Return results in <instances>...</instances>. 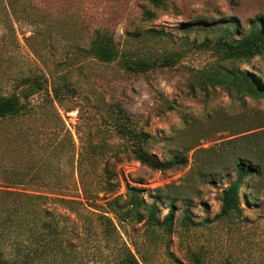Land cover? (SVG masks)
Listing matches in <instances>:
<instances>
[{"label": "rangeland", "instance_id": "rangeland-1", "mask_svg": "<svg viewBox=\"0 0 264 264\" xmlns=\"http://www.w3.org/2000/svg\"><path fill=\"white\" fill-rule=\"evenodd\" d=\"M164 1L165 7L143 0H0V93H18L22 77L48 80V90L31 99L33 114L0 122V209L41 211L17 224L23 230L0 236L6 257L15 239L21 253L56 244L37 264H118L124 246L141 264H264V98L245 82L264 85V49L244 45L254 19L264 18V0ZM98 33L113 40L117 61L93 57ZM133 59L154 69L130 73L124 65ZM109 105L150 135L146 150L185 164L167 171L142 165L107 124ZM87 140L109 146L79 170ZM237 157L257 172L239 190L241 211L220 217ZM106 160L119 176L114 194L98 184ZM129 187L155 206L153 228L119 223L111 213L107 202L119 195L123 205ZM45 218L60 242L42 238Z\"/></svg>", "mask_w": 264, "mask_h": 264}, {"label": "trees", "instance_id": "trees-1", "mask_svg": "<svg viewBox=\"0 0 264 264\" xmlns=\"http://www.w3.org/2000/svg\"><path fill=\"white\" fill-rule=\"evenodd\" d=\"M143 1L149 2L156 7L166 6V2L164 0ZM146 14H149V17L152 16L151 13ZM263 22L264 18L256 17L254 19L250 36L248 38L249 41L247 39L244 40V45L247 46L249 50L255 46L257 48L264 49ZM152 32L154 33V31H151V33ZM97 35L98 36L96 37V40L90 50L93 57L105 64H110L117 61L119 57L118 52L113 45V40L108 37H103L100 33ZM258 41H261L263 44H259ZM224 45H227L232 51L237 50L234 45L228 43L227 41L224 42ZM256 47L253 49H256ZM170 60L171 59L168 58L165 59V64H169ZM124 66L130 73H147L154 69L155 63H152L148 60L133 59L126 60ZM19 80L20 81H18V85L15 87L16 89H19L18 93L14 92L9 95L0 93V122L8 120L15 121L30 116L35 110V107L31 103L33 96L48 90V80L43 75L26 76L20 78ZM245 82L251 94L256 97L264 98L263 84L256 80H252L251 78L245 79ZM57 89L60 90V87ZM57 89L54 90L56 97L59 96ZM50 101L53 103V99ZM109 109L110 114L108 115L109 118H107V124L115 129L118 135L127 139V142L130 144L129 151L131 152V155L142 165H145L153 170L167 171L175 167H181L185 164V161L180 156H175L170 161H161L155 154H152L146 150V146L150 140V135L137 131L132 125L130 116H128L119 105H109ZM114 117H117V120L114 119ZM59 119L61 121V118ZM70 137H72L71 134ZM81 144V155L79 156L78 160L79 170L88 164V160L92 164L97 162L99 160L98 158L102 159L104 156L103 153H106V148L109 146L105 143L94 144L93 142H88V140L82 141ZM241 157L236 158V180L222 191L221 207L219 213L220 217H228L241 211L239 206L241 203V195L239 190L242 186H244V181L246 178L257 172V169H253L251 164H247V162L244 161L245 159ZM102 165V173L99 174L98 184L103 187L102 191L106 194H114L120 188L118 172L114 169V167H112V164L108 160L102 163ZM93 198H99V196L96 195L93 196ZM120 200L121 197L118 195L107 202L111 213L119 223H144V225L148 228H153L156 226L157 219L155 206L147 205L143 197L139 195L138 189L136 187L128 188L127 200L123 205H120ZM63 202L71 204L78 201L63 199ZM169 207L170 213L165 219V225L167 229H170L172 226V216L174 214L175 208L174 203H172ZM143 209L148 211L147 215L142 212ZM40 212L39 206H22L20 204H13L12 208H10V206L1 208L0 226H2L0 227V236H4L5 231L9 228L10 229L8 231L15 227L23 230V228L17 224L22 225V223L27 222L26 219L28 215H38ZM103 218L110 221V219L106 217ZM55 230L54 224L49 221L48 218L42 220V238H46L47 236L50 237L49 235H51L52 238H55L52 239V241L57 240V242H60V235ZM53 231L55 237L52 235ZM12 242L14 243V249L13 252L10 253L11 255H9V258L6 257L4 251L0 250V264H37L39 260L46 257L56 247V244L55 246L53 245L54 247L51 246V241L44 242L41 248L33 250L35 253L30 250H25L27 252L21 253L22 249L24 250V248H21L20 243L15 239ZM118 264H141V261L130 247L124 246L121 249Z\"/></svg>", "mask_w": 264, "mask_h": 264}]
</instances>
